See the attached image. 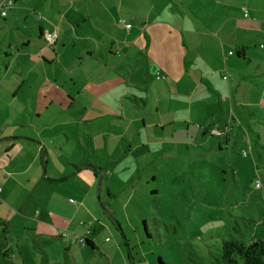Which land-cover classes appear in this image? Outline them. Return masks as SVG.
Masks as SVG:
<instances>
[{
    "label": "crops",
    "instance_id": "obj_1",
    "mask_svg": "<svg viewBox=\"0 0 264 264\" xmlns=\"http://www.w3.org/2000/svg\"><path fill=\"white\" fill-rule=\"evenodd\" d=\"M10 1L6 16L0 9V182L5 185L0 188V264H54L50 253L55 250L49 251L46 245L63 239L64 248L73 247V233L53 219L27 217L17 211L12 200L22 186L35 188L44 180L68 182L84 201L97 184V173L81 176L86 168L97 170V162L80 157L78 163L67 161L60 167L58 157L53 154L51 158V152H59L58 147L65 151L66 146L63 141L53 143L59 134L38 109L37 101L42 98H37L41 97L37 85L48 87L54 68L61 66L71 74L96 62L90 68L97 73L92 80L99 87L97 93L103 97V91L113 93L121 103L117 107L97 98L100 118L117 113L125 118L128 107L122 97L125 102L135 100L126 90L141 85L138 92L145 94L142 88L149 89L154 71L166 82L170 96L188 98L211 114L212 119L201 127L204 134L220 136L213 132L222 125L231 133L238 124H233L236 117L245 115L248 107L264 116V0ZM30 28H39V37ZM47 30L58 36L50 46L43 36ZM67 80L81 96L86 87L83 82L73 76ZM105 84L110 88L103 90ZM158 86L159 98H164L166 89ZM61 88L40 92L43 99L50 98L51 105L56 103L58 114L78 111L86 116L89 109H95L73 101L66 104L75 98ZM215 122L220 123L214 126ZM102 134L107 149L110 132ZM71 164L78 170L67 173ZM83 201L75 214L84 208ZM18 213L27 220L13 225ZM86 234L97 245V233L87 228ZM56 260L64 264L65 252Z\"/></svg>",
    "mask_w": 264,
    "mask_h": 264
},
{
    "label": "rangeland",
    "instance_id": "obj_2",
    "mask_svg": "<svg viewBox=\"0 0 264 264\" xmlns=\"http://www.w3.org/2000/svg\"><path fill=\"white\" fill-rule=\"evenodd\" d=\"M29 30L37 32L39 37V28ZM95 63L90 62L71 74L61 66L54 68L49 86L37 85V93L41 94L37 98H42L37 103L43 120L48 119L55 134H59L58 138L53 137V143L63 141L66 146L65 151L58 147L60 153L51 152V158L55 154L60 167H65L67 161L78 163L80 157L97 162V170L86 168L81 173L87 178L97 173V184L84 201L67 186L68 182L44 180L35 188L22 186L12 200L17 211L27 217L53 219L69 234L73 233L70 254L75 264H221L225 240L263 239L264 116L261 112L245 108L246 114L233 122L238 123L235 132H227L223 125L218 129L220 122H215V131L220 136L204 134L202 128L212 119L211 114L188 98L170 96L166 82L159 80L154 71L149 77V89L142 88L145 94L138 92L141 85L126 90L135 100L125 102L122 97V103L128 107L125 118L120 113L100 118L97 98L117 107L121 103L115 101L113 93L103 91L104 97L97 93L99 87L92 83L93 74L97 73L90 68ZM41 72L39 68V75ZM72 76L86 86L81 96L72 83H67ZM161 84L166 89L164 98H159ZM61 87L75 98V101L67 99L66 104L73 101L95 109H89L86 116L78 111L58 114L56 103L51 105L50 96L43 99L40 92L48 88L59 92ZM101 87L110 88L106 84ZM225 111L229 116V109ZM79 127H83V132ZM105 131L110 132L107 149L102 134ZM45 143L49 144V140ZM66 168L67 173L78 170L75 164ZM44 171H48L47 159ZM0 188H5L3 182ZM81 201L84 208L75 214ZM19 213L13 225L27 220ZM87 228L97 233V250L81 242L88 235ZM45 247L55 250L50 254L52 262L58 264L56 259L66 249L63 239Z\"/></svg>",
    "mask_w": 264,
    "mask_h": 264
},
{
    "label": "trees",
    "instance_id": "obj_3",
    "mask_svg": "<svg viewBox=\"0 0 264 264\" xmlns=\"http://www.w3.org/2000/svg\"><path fill=\"white\" fill-rule=\"evenodd\" d=\"M162 77L165 78L164 75L159 78ZM85 245L97 250V245L90 239L86 240ZM241 261L244 264H264V238L254 239L250 242L236 238L225 240L223 242L221 264H240ZM64 264H75L69 248L65 251ZM161 264L163 263L161 262Z\"/></svg>",
    "mask_w": 264,
    "mask_h": 264
},
{
    "label": "built area",
    "instance_id": "obj_4",
    "mask_svg": "<svg viewBox=\"0 0 264 264\" xmlns=\"http://www.w3.org/2000/svg\"><path fill=\"white\" fill-rule=\"evenodd\" d=\"M12 6V2L10 0H5L2 4H0V9L2 10V15L6 16L7 15V8ZM128 27H130V25H128ZM44 39L49 43V44H54L57 40V33L55 31H45L44 34ZM262 48H264V44L261 45ZM231 54H233V52H231ZM159 77H161V74H158ZM214 134H219V131H214ZM257 186H259V184H257ZM87 238H83L81 240L82 243L85 244Z\"/></svg>",
    "mask_w": 264,
    "mask_h": 264
}]
</instances>
